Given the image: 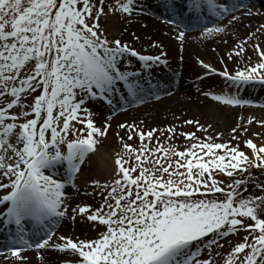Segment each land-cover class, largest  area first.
I'll return each mask as SVG.
<instances>
[{
    "label": "snow or ice",
    "instance_id": "snow-or-ice-1",
    "mask_svg": "<svg viewBox=\"0 0 264 264\" xmlns=\"http://www.w3.org/2000/svg\"><path fill=\"white\" fill-rule=\"evenodd\" d=\"M157 6L181 46L188 32L205 40L226 34L241 20L237 12L260 15L251 0ZM110 14L128 23L154 15L145 0H0V256L13 264H25L21 253L29 250L41 264H48L47 251L63 254V264H264V139L256 143L248 134V125L264 128V120L241 117L226 141L196 120L184 122L197 125L195 132L121 123L111 178L93 180L85 193L99 195V206L70 208L66 189L79 193L78 174L111 130L107 121L95 123L89 104L115 113L170 94L151 78L154 66L167 64L165 54H141L109 38L99 21ZM262 36L264 23L234 36L219 70L199 62L234 89L205 96L264 109L240 96L264 89ZM77 217L90 222L95 238L57 235L61 220Z\"/></svg>",
    "mask_w": 264,
    "mask_h": 264
},
{
    "label": "rangeland",
    "instance_id": "rangeland-1",
    "mask_svg": "<svg viewBox=\"0 0 264 264\" xmlns=\"http://www.w3.org/2000/svg\"><path fill=\"white\" fill-rule=\"evenodd\" d=\"M252 4L254 5L253 12L254 13L259 12L260 15L254 14L250 17L249 16L242 17V15H240L241 20L237 22L238 26L232 27L229 33L226 35V37L228 36L229 38L227 47L225 46V48H223V45L221 44L222 42L219 41L220 37H216V36L211 37V39H209V41L206 42V44L203 46L204 49L202 52H205V54L207 53L208 55L212 56L215 68L216 67H218L219 69L222 68L219 58L216 57L217 56L216 53L217 52L219 53V50H218L219 48L223 50V51L221 50L222 57L225 56L226 50L230 49V47L232 46L234 42V36L243 38L247 35L249 31L257 28L259 24L264 23V0H254ZM137 18H135V20L138 26H143L144 23L150 20V17H146L144 15H140ZM99 23L101 27L106 31L109 38H113V37L120 38L125 43H130L134 48L135 47L138 48L136 45H134L135 44L134 41L139 40L140 37L139 39H135V37H138V35L136 34L133 35L129 32H125L126 27L129 26V23L126 19L122 18L119 14H114V15L110 14L107 17H102ZM261 40L264 41V36L261 37ZM262 46H264V44H262ZM152 51L153 50H144V51H139V52L141 54L147 53L148 55H150L152 54ZM221 52H220V55H221ZM248 55L251 56L252 59L255 61L256 56L251 49H248ZM178 57H179L178 60L175 59L177 63L182 61L179 55L177 56V58ZM194 58H195V54H192L191 57L189 58L190 62H192ZM133 62L134 64L136 63L135 58H133ZM228 67L231 70H235L236 65L229 62ZM164 74L167 77V71H165ZM202 76H203V80L201 82H205V81L206 82L202 85H200L201 82L199 83L197 82L194 85L195 90L193 92L194 95L192 97L193 107L199 113L196 114L192 112L191 109L181 112L178 116L175 117V118H179L181 123L187 120L199 121L200 125H203L204 127L209 128L210 133L222 134L221 139L226 141L228 140L231 134V129L235 127L238 123H241V117H243V122L245 123L249 118L252 119L253 121L264 120V113L262 114L257 113L256 111L259 109L256 107L245 106L243 108H240V107L226 106L216 101H213L209 96H205L204 95L205 92H211L213 94H222L223 91H234V89L233 90L227 89V86L225 85L221 77H218L215 75L205 77L206 73H203ZM170 79L171 77L169 78V80ZM201 86H202L201 89H197L198 87H201ZM254 90L258 91L259 93L258 97H255V93H253ZM245 91H248V92L240 93V96L243 99H249V100H252V99L258 100V98H260L261 100L264 99V89H262L259 86L255 88H247ZM196 92L201 93V95H195ZM92 106L93 104H89V108ZM95 109L101 110V111L103 110L101 107H95ZM260 110L264 111V109H261V108ZM120 112L121 111H117L113 113L112 111H108V110L105 111V113L108 115L106 117V120L103 121V124L106 121L110 123L111 130L107 136V141H104V139L102 140V142L97 146L96 152H94L93 154L89 156L88 158L89 162L87 166H84L82 172L78 174V177L75 183H76L77 188L79 189V193H77L76 189H71L70 185L66 189V194L70 197V200H69L70 208L76 206L77 204H89L94 208L99 206V203L101 201V197L99 195H96L95 198H93L92 196H86L85 193L92 191V188L90 187V185L93 180H99L101 183L107 182L111 178L112 173L114 172L115 158H116L115 154L117 151L120 150V145L117 141V137L115 133L117 131H120L121 134H123V130H120L118 128V125L121 123L140 124L139 121L132 122L133 119L126 118V117L116 118L118 113ZM109 116L111 117L110 121L107 120ZM95 123L98 126H102L98 122H95ZM167 125L172 126L171 124H167ZM173 125L177 126L178 131H184V132H195L197 128V125H194V124L186 125V127H181L180 126L181 124H173ZM141 127L145 128V130H148V129L155 127V123L145 122L141 125ZM257 133L264 134V128H261L259 124L257 123L248 125V134L254 139V142L260 143V140L264 139V136L257 138L255 135ZM197 135L203 138L205 133L198 132ZM178 140L180 142L175 141V143L177 144L184 143L182 138H178ZM223 179H227V178H223ZM81 220L83 221V223H85L84 222L85 220L83 219ZM67 221H70V222H67ZM80 223L81 221L79 222V219H76L75 221L73 220L71 221V219H67V218L61 220L58 224V227L61 224L60 228L58 229L57 227V235L62 234L61 230L64 227H66V229L68 230L69 234H71L72 237H80L82 239L83 238H95L94 235H90V236L86 235L85 225H81ZM85 224L90 226V222H87ZM241 235H243V233ZM232 239L235 240L236 238L233 237ZM226 250H227V245L224 251ZM50 252L60 254L58 252H53V251L43 252V254L45 256L49 254ZM64 258H65L64 256L59 255L56 259L57 261H55V264H63Z\"/></svg>",
    "mask_w": 264,
    "mask_h": 264
},
{
    "label": "bare ground",
    "instance_id": "bare-ground-1",
    "mask_svg": "<svg viewBox=\"0 0 264 264\" xmlns=\"http://www.w3.org/2000/svg\"><path fill=\"white\" fill-rule=\"evenodd\" d=\"M235 15L240 16L242 14L240 12H237L235 13ZM226 22L227 21H224V23ZM136 23L137 22L134 18L132 22L129 23V26L126 27L125 32L136 34L138 35V37H140L139 40L134 41V45L138 47H135L136 50H153L152 54L150 55H161L162 53L165 54L162 56V58L167 61V64L163 67H167L165 69L166 71H171L169 72V78L171 77V79L169 80L168 78V82H162L161 85L166 88L168 92H170V94L161 91L158 93L160 97L159 99H156L155 96H149L145 103L138 104L135 107L126 106L127 110L118 113L116 118L126 117L133 119L132 122H151L155 123V127H168L167 124H171L172 126H176L173 124H181V127H186L187 124L184 123L185 121L181 123L180 119L175 117L178 116L181 112L188 109H191V111L196 114L199 113L193 107L192 97L195 90L194 85L197 82H201L202 74L206 73L203 67L200 66L199 62L203 61L205 64H210L215 68L212 56L208 55L207 53L205 54V52H202L204 49L203 46L206 44V42L209 41V39H211V37L206 40L198 39V37H200L201 35L199 31L188 32L187 39L181 46L180 43L176 39H174L176 29L171 24H163L156 17H151L150 20L143 24V26H138V24ZM236 26H238L237 22L235 23V27ZM231 28L232 27L228 28L226 34L216 36L220 37L219 41L222 42L221 44L223 45V48H225V46L227 47V44H225L224 41L229 40L228 36L226 37V35L229 33ZM152 44H157L159 45V47H151ZM218 50L219 53L217 52V56H215L220 60L222 57V49L219 48ZM192 54H195V58L193 59L194 61L192 60V62H190L189 58ZM146 55L148 54L146 53ZM178 55L180 56L182 61L177 63L175 59H179V57L177 58ZM216 69L219 70L218 67H216ZM160 71L163 70L161 69ZM157 81L160 82V80ZM205 82H201L200 85L204 84ZM201 88L202 86L198 87L197 89ZM243 92H245V90ZM257 94L258 93H255V95ZM195 95H201V93L196 92ZM258 101L263 102V100L261 99H258ZM90 109L95 114L94 121L98 122L100 125H103V121L106 120V117L108 115L105 113L106 109L102 111L96 110L95 106L90 107ZM256 112L261 114L264 113L263 110H257ZM104 141H107V138L104 139ZM176 142L180 141L177 139ZM77 219H79V222L81 221V225H85L86 235L96 236L95 230L92 229L91 226L86 225V221H84L85 223H83L81 218L77 217ZM60 225L58 229L60 228ZM61 231L62 234L71 236L66 227H64ZM37 254L38 253L35 252V250H29L21 253V255L27 257L25 264H41V257ZM49 254L45 256L43 254V258L47 260L48 264H55V261H57L56 259L59 255L64 256L63 254L51 252ZM0 264H13V262L6 261L3 256H0ZM16 264H19V262H16Z\"/></svg>",
    "mask_w": 264,
    "mask_h": 264
}]
</instances>
